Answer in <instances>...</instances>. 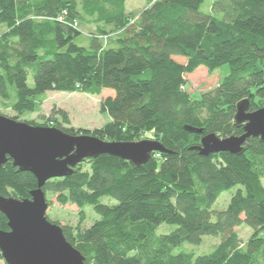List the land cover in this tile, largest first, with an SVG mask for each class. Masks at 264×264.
I'll return each mask as SVG.
<instances>
[{
    "label": "trees",
    "instance_id": "obj_1",
    "mask_svg": "<svg viewBox=\"0 0 264 264\" xmlns=\"http://www.w3.org/2000/svg\"><path fill=\"white\" fill-rule=\"evenodd\" d=\"M145 2L133 14L126 0H0V106L26 122L20 116L40 112L48 92L113 91L101 103L110 117L102 128H64L71 123L62 110L53 113L62 125L27 123L166 149L143 166L109 155L87 159L45 184L46 198L75 205L81 224L87 208L98 216L85 229L61 225L85 264H264V141L248 140L240 155L196 149L209 135L242 136L240 105L250 113L264 108V0ZM223 66L229 74L219 85L192 98L186 76ZM37 188L36 177L11 160L0 168V196L31 199ZM234 188L227 208L215 210ZM242 224L255 232L247 242L236 232ZM163 225L172 231L158 234ZM0 230H9L1 212ZM205 236L221 242L202 255L181 249Z\"/></svg>",
    "mask_w": 264,
    "mask_h": 264
},
{
    "label": "water",
    "instance_id": "obj_2",
    "mask_svg": "<svg viewBox=\"0 0 264 264\" xmlns=\"http://www.w3.org/2000/svg\"><path fill=\"white\" fill-rule=\"evenodd\" d=\"M236 120L245 124L242 136H206L202 146L196 148L200 154L240 155L248 140L264 141V108L250 113L244 104L240 105ZM155 152L167 151L151 140L106 142L0 114V168L11 160L20 172H30L38 181L31 199L0 196V212L6 216L9 228L0 230V250L6 264H85L86 258L67 241L62 226L48 220L49 204L43 187L50 180L71 176L78 164L87 159L109 155L143 166Z\"/></svg>",
    "mask_w": 264,
    "mask_h": 264
},
{
    "label": "rangeland",
    "instance_id": "obj_3",
    "mask_svg": "<svg viewBox=\"0 0 264 264\" xmlns=\"http://www.w3.org/2000/svg\"><path fill=\"white\" fill-rule=\"evenodd\" d=\"M145 0H126L127 10L133 14L139 13L146 7ZM86 34H90V30L83 29ZM179 63L185 64L186 60L177 58ZM229 74V67L223 66L219 70L211 73L205 67H200L193 74L187 75L186 90L191 94L192 98L200 99L203 93L215 89L220 81ZM29 87H33V80H28ZM113 91H105L103 95L95 96L84 93H66V92H48L46 98L41 106V111L34 114H26L20 116V121L34 122L43 124L50 122L51 120L55 125L62 120L60 116H55L54 110L65 111L70 118V126L62 125L64 128H72L74 130H93L96 128H102L110 122V117L101 111V103L103 99L111 95ZM0 113L8 117H16L11 109H6L0 106ZM264 184V179H263ZM237 188L231 191L225 192L214 204V209L217 211H223L227 208L232 195L236 192ZM47 199L51 203L47 216L54 222H59L60 225H69L77 227L81 225L82 228H89L93 225L94 221L98 219V216L92 211V209H85V221L80 223L79 209L75 205H61L58 203L55 196L48 195ZM105 203L116 204V201L104 200ZM171 227L163 225L159 228L158 234L170 233ZM236 232L240 238L247 242L253 235L254 230L246 224H242L236 229ZM259 237L264 238V230L259 233ZM221 242V237L205 236L201 245L185 244L181 249H187L194 252L197 255L207 254L211 252L215 246ZM179 249V250H181ZM177 250V251H179ZM4 264V263H3Z\"/></svg>",
    "mask_w": 264,
    "mask_h": 264
}]
</instances>
